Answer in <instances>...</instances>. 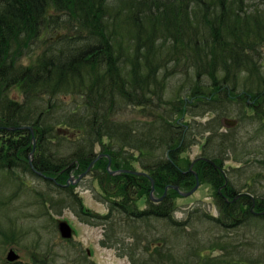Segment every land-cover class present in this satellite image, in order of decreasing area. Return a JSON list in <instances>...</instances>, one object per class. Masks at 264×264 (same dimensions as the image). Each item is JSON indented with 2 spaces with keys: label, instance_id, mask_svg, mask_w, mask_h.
<instances>
[{
  "label": "trees",
  "instance_id": "16d2710c",
  "mask_svg": "<svg viewBox=\"0 0 264 264\" xmlns=\"http://www.w3.org/2000/svg\"><path fill=\"white\" fill-rule=\"evenodd\" d=\"M66 27L74 33L50 38ZM38 38L44 48L27 54ZM263 49L264 0H0L1 243L30 241L19 205L36 204L49 215L42 184L67 194L70 188L61 185L86 172L99 156L96 143L105 154L91 170L110 203L109 214L97 217L111 222L125 215V232L136 231L157 245L137 264H177L176 250L179 264H189L193 254L227 250L225 241L209 238L210 231H264V197L238 193L223 167L225 157L217 154L219 146L194 163L183 158L188 126L171 119L189 111L196 115V109L223 97L256 108L264 122V69L258 57ZM68 97L75 98L73 107L59 100ZM157 99L166 101L171 116L118 122L126 105H164ZM13 126H30L33 133ZM109 159L116 174L109 172ZM135 162L147 176L136 174ZM191 168L201 184L216 190L220 217L191 211L185 220L175 219L174 199L183 197L174 187L184 192L195 187ZM152 181L158 198L167 193L160 203L150 198ZM23 196L36 201L18 202ZM141 202L148 207L140 210ZM194 218L202 233H193ZM130 221L136 222L131 229ZM163 225L165 240L152 243L150 237ZM213 262V257L207 261Z\"/></svg>",
  "mask_w": 264,
  "mask_h": 264
},
{
  "label": "rangeland",
  "instance_id": "374dc122",
  "mask_svg": "<svg viewBox=\"0 0 264 264\" xmlns=\"http://www.w3.org/2000/svg\"><path fill=\"white\" fill-rule=\"evenodd\" d=\"M68 31L69 34L74 33L67 27L59 28L52 32L50 38L52 36L54 39L61 37ZM36 41L38 43L34 42L32 50L26 51L27 54L40 52L44 48L43 38H38ZM258 57L263 64V71L264 49ZM22 60L26 61L25 55ZM59 100H65L69 106H74L75 98L73 97ZM157 101L164 105L159 102L153 105L145 102L144 108L126 105L125 110L120 111L116 118L118 122L126 120L141 123L150 122L146 119H152L157 114L168 118L170 110L166 107V101L159 99ZM233 101H226L225 98L218 97L213 104L196 109V115L189 111L180 120H178L179 117L175 118L170 114L172 120L188 126L186 128L189 140L187 148L181 156L192 163L196 157L204 153H212L209 150L212 149L210 147L219 146L217 154L225 157L224 166L238 193H250L252 196L256 193L262 199V196L264 197V122L261 121L256 108L246 107L242 101ZM60 115L57 114L55 117H60ZM225 119L236 121V125L234 127L225 126ZM207 141L208 144H206ZM94 150L97 155L105 154L103 146L99 143L95 144ZM67 151L71 152L72 149ZM132 153L138 155L136 150H133ZM236 158L239 160L235 162ZM135 166L141 172V165L135 162ZM183 167L188 166L185 164ZM71 179L72 182L69 184L67 182L68 186H66L67 184L61 185L70 188V193L67 194L49 191L45 184H42L40 193L46 195L44 209L49 215L41 214L43 208L38 209L36 204L32 207L30 205L24 207V204L19 205V208H23L22 210L27 216L26 219L21 220V223L26 226L30 241L20 239L18 243L11 242L4 245L0 239V263L7 260L10 264H137L138 261L146 260L147 255L157 245L151 244L150 246L149 240L142 235H137L136 231L127 230L125 232L128 226L125 215L117 214L111 222L97 217L109 214L110 203L102 193L96 170L93 172L91 170L80 181L76 176H72ZM28 183L30 184V181ZM38 186L37 188H39ZM220 192L218 191V193ZM28 199L36 201L34 197L23 196L18 199V202H27ZM12 201H16V198L13 197ZM80 201L83 204L82 208L79 204ZM174 202L177 207L174 217L178 221L185 220L191 211L209 213L216 218L221 216L216 190L206 184H200L189 197H177ZM136 206L143 210L148 207V204L141 202ZM109 217L111 216L109 215ZM193 220L196 221L195 227H198L194 229L193 233L197 234L198 230L199 233H202L200 220L195 218ZM62 222L68 223L72 228L71 239L63 238L59 230V225ZM134 223L136 222L131 223L130 229L131 226H136ZM162 228L159 232L155 231L154 237H150L152 243L158 244V240H165L163 232L167 230L166 225H163ZM146 229H148L147 226ZM147 233L150 231L148 230ZM209 234V238L212 236L218 238L225 241L224 244L228 246L227 250H221L218 247L215 249L216 251L209 254V259L211 257L214 259L213 264H264V240L257 242L255 239V235L264 239L262 227L256 229L232 228L214 235L213 231H210ZM137 237L141 242L137 241ZM35 241L38 242L37 245L33 244ZM11 251H14L18 256L16 261L9 259ZM178 251L176 250L174 253L176 258L174 262L176 261L177 264L181 260ZM208 253L209 251L204 255ZM200 256L199 253L193 254L192 260H188L189 264H208L209 259L205 261V258L208 257ZM55 260L57 261L54 263Z\"/></svg>",
  "mask_w": 264,
  "mask_h": 264
},
{
  "label": "water",
  "instance_id": "95a60500",
  "mask_svg": "<svg viewBox=\"0 0 264 264\" xmlns=\"http://www.w3.org/2000/svg\"><path fill=\"white\" fill-rule=\"evenodd\" d=\"M225 121H226L227 124L231 123L232 125H234V124L236 123V121H232V120H229V119H226ZM9 128H10V129H16V128H23V129H25V128H26V129H30V130L32 131V133H33V129H32V127H30V126H21V127H14V126H13V127H9ZM33 141H34V143H35L34 135H33ZM101 155H102V154H101ZM101 155H99L97 158H99ZM97 158L94 159V160L92 161V163H91V164L89 165V167L87 168L86 172H85V173H84V174L78 179V181H80V179H81L83 176H85L88 172H90V169H91L92 165L94 164V162H96ZM30 165H31V167L33 168L32 160H30ZM110 166H111V160L109 159V162H108V169H109V172H110L111 174H116V172H114V170H111V169H110ZM190 170H191V172H193L192 168H191ZM120 172H127V170L123 169V170H120ZM193 173H194V172H193ZM136 174L147 176V175L144 174V173H136ZM194 174H195V173H194ZM39 175L44 176V175H42L41 173H39ZM195 176H196V180H197V182H196V186H195L191 191H189V192H182V191H180V188H179L178 186H175V187H174L175 190H177L178 193H179L181 196H184V197H188V196H190V195H191L194 191H196V189L200 186V182H199L198 176H197L196 174H195ZM44 177H45V179H48V180H54L53 178H50V177H46V176H44ZM70 182H72V179H71V178H70V180L68 181V184H69ZM68 184H67L66 186H68ZM169 187H171V186H169ZM169 187H167L166 190H168ZM154 192H155V185H154V181H152V188H151L150 198L152 199L153 202H155V203H159V202H161V201L166 197V195H167V193L165 192L164 195H163L161 198L157 199V198L154 197ZM251 198H253V197H251ZM59 230H60V232H61L63 238H65V239H71V238H72V232H73V231H72V228L70 227V225H69L68 223H66V222H62V223H60V225H59ZM17 257H18V256L15 254L14 251H11V252L9 253V259H10V260L17 259Z\"/></svg>",
  "mask_w": 264,
  "mask_h": 264
},
{
  "label": "flooded vegetation",
  "instance_id": "af4514ba",
  "mask_svg": "<svg viewBox=\"0 0 264 264\" xmlns=\"http://www.w3.org/2000/svg\"><path fill=\"white\" fill-rule=\"evenodd\" d=\"M90 172H91V169H90ZM137 172H140V170H137ZM245 194H250V193H245ZM251 195V194H250ZM254 196V195H253ZM255 197V196H254ZM256 198V197H255ZM160 203V202H159ZM14 261H16V259L14 260ZM0 264H10V262L9 261H5L4 263H0ZM15 264H18V263H15Z\"/></svg>",
  "mask_w": 264,
  "mask_h": 264
},
{
  "label": "bare ground",
  "instance_id": "6f19581e",
  "mask_svg": "<svg viewBox=\"0 0 264 264\" xmlns=\"http://www.w3.org/2000/svg\"><path fill=\"white\" fill-rule=\"evenodd\" d=\"M101 156H104V155H101ZM101 156H100V157H101ZM84 173H85V172H84ZM84 173H83V174H84ZM83 174H81L80 176H78L77 179H79ZM88 174H89V172H88L85 176H87ZM85 176H83L80 180H82ZM69 180H70V179H69ZM154 195H155V192H154Z\"/></svg>",
  "mask_w": 264,
  "mask_h": 264
}]
</instances>
